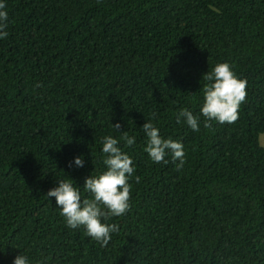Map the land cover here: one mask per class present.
Here are the masks:
<instances>
[{
	"label": "trees",
	"instance_id": "1",
	"mask_svg": "<svg viewBox=\"0 0 264 264\" xmlns=\"http://www.w3.org/2000/svg\"><path fill=\"white\" fill-rule=\"evenodd\" d=\"M0 3V264H264V0ZM218 62L247 97L235 123L205 127L202 77ZM181 108L199 131L177 123ZM146 122L183 144L182 168L150 159ZM123 131L135 137L118 145L135 169L130 208L102 219L119 226L102 246L46 194L72 179L90 199L102 138Z\"/></svg>",
	"mask_w": 264,
	"mask_h": 264
},
{
	"label": "clouds",
	"instance_id": "2",
	"mask_svg": "<svg viewBox=\"0 0 264 264\" xmlns=\"http://www.w3.org/2000/svg\"><path fill=\"white\" fill-rule=\"evenodd\" d=\"M2 9H5L4 3H0V39H6L8 13ZM202 79L205 83L201 88L203 103L200 114L205 118L204 126L211 127L212 121L220 124L235 123L239 119V108L247 97V80L238 78L228 62H218ZM181 118L193 131H199L198 115H194L188 108H181L176 116L177 123L181 122ZM112 127L119 130L121 125L116 123ZM142 130L147 137L144 151L153 162L167 164L165 157L171 154L173 161H179L177 169L183 167L185 152L181 142L171 137L163 138L152 122L144 123ZM121 140L129 147L135 143V137H130L127 131L121 132L119 139L112 135L102 138V152L105 154L103 164L106 170L85 179L83 187L86 192L91 193L90 199H82L79 188L72 179H59L58 186L46 194L48 198L55 197L60 214L69 228L83 226L86 234L102 246H107L111 233L119 231L118 225L104 223L102 219L123 216L130 208L129 178L135 169L131 157L118 146ZM74 164L83 167V157H76ZM69 166H72V162ZM139 180L140 177L137 176L136 181ZM13 264H29V259L20 254L15 257Z\"/></svg>",
	"mask_w": 264,
	"mask_h": 264
},
{
	"label": "rangeland",
	"instance_id": "3",
	"mask_svg": "<svg viewBox=\"0 0 264 264\" xmlns=\"http://www.w3.org/2000/svg\"><path fill=\"white\" fill-rule=\"evenodd\" d=\"M259 143H260V145H261L262 147H264V134H261V135L259 136Z\"/></svg>",
	"mask_w": 264,
	"mask_h": 264
}]
</instances>
